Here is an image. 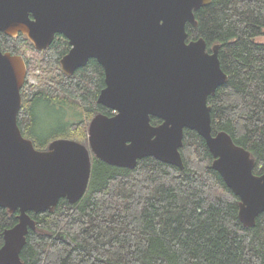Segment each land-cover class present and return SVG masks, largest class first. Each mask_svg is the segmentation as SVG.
<instances>
[{
    "label": "trees",
    "instance_id": "trees-1",
    "mask_svg": "<svg viewBox=\"0 0 264 264\" xmlns=\"http://www.w3.org/2000/svg\"><path fill=\"white\" fill-rule=\"evenodd\" d=\"M188 23V40L204 37L219 46L229 80L209 98L213 132H229L252 152L254 172H264V0H212ZM28 44L37 52L43 72L39 85L29 81L36 59L25 56L29 75L22 89L18 123L36 147L47 149L59 137L89 145V126L97 113L113 111L98 102L105 70L91 58L72 75L61 59L71 48L57 34L38 50L23 35L0 32L4 51L22 54ZM24 56V55H23ZM36 69V68H35ZM53 114L71 110V119L53 136L36 131V106ZM158 125L161 119L152 116ZM184 168L153 156L133 169L110 165L93 154L88 189L76 203L62 198L54 212H31L30 229L21 251L24 264H264V213L254 226L239 216L240 197L214 169V157L197 131L186 129L181 148ZM18 211L0 206V248L4 231L18 222Z\"/></svg>",
    "mask_w": 264,
    "mask_h": 264
},
{
    "label": "water",
    "instance_id": "water-1",
    "mask_svg": "<svg viewBox=\"0 0 264 264\" xmlns=\"http://www.w3.org/2000/svg\"><path fill=\"white\" fill-rule=\"evenodd\" d=\"M211 1L0 0L1 33L23 34L38 50L57 34L68 39L61 59L67 74L98 60L106 76L98 102L113 111L92 118L89 145L59 137L37 148L18 123L26 59L0 45V206L19 212L4 231L0 264H24L21 251L37 225L31 212H54L62 198L83 197L93 154L129 169L149 156L184 168L186 129L205 138L214 169L240 197L242 222L256 224L264 213V172H254L252 152L229 132H213L209 98L229 80L219 46L209 49L204 37L188 40L187 24L198 25L195 12Z\"/></svg>",
    "mask_w": 264,
    "mask_h": 264
},
{
    "label": "rangeland",
    "instance_id": "rangeland-1",
    "mask_svg": "<svg viewBox=\"0 0 264 264\" xmlns=\"http://www.w3.org/2000/svg\"><path fill=\"white\" fill-rule=\"evenodd\" d=\"M257 42L264 43V34L260 35L256 38ZM21 52L25 56L31 59H36V64L34 65V69L32 70L31 74L29 75V81L32 84L39 85L42 81V77L44 76L45 72H43L40 64L37 62V52L33 50L28 44H23L21 47ZM36 68V69H35ZM29 73V70H28ZM28 77V76H27ZM37 112V126L36 131L42 137H49L53 136L54 133H57L60 126L67 123L68 120L71 119V110L66 109L65 114H53L52 110L46 105L42 103L36 106Z\"/></svg>",
    "mask_w": 264,
    "mask_h": 264
},
{
    "label": "flooded vegetation",
    "instance_id": "flooded-vegetation-1",
    "mask_svg": "<svg viewBox=\"0 0 264 264\" xmlns=\"http://www.w3.org/2000/svg\"><path fill=\"white\" fill-rule=\"evenodd\" d=\"M19 36V35H18Z\"/></svg>",
    "mask_w": 264,
    "mask_h": 264
}]
</instances>
